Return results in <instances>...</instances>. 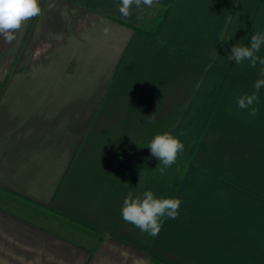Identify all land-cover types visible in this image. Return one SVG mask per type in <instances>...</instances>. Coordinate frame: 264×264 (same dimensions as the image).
<instances>
[{"label": "crops", "instance_id": "crops-1", "mask_svg": "<svg viewBox=\"0 0 264 264\" xmlns=\"http://www.w3.org/2000/svg\"><path fill=\"white\" fill-rule=\"evenodd\" d=\"M40 6L0 37V264H264V87L237 105L264 65L227 59L264 0ZM164 132L185 147L161 175ZM145 191L182 201L156 237L121 214Z\"/></svg>", "mask_w": 264, "mask_h": 264}, {"label": "clouds", "instance_id": "clouds-1", "mask_svg": "<svg viewBox=\"0 0 264 264\" xmlns=\"http://www.w3.org/2000/svg\"><path fill=\"white\" fill-rule=\"evenodd\" d=\"M154 2L158 3V0H119L118 11L122 17L128 18L132 15L133 8L139 10L142 7H152ZM41 14L40 0H0V37L4 43L11 44L16 39V32L29 20ZM102 31L107 36L110 29L106 26ZM262 46L264 33L257 31L251 36L249 46L233 44L227 59L241 66L248 61L249 67L256 68L257 63L264 65V58L257 55ZM260 76L264 77V68H261ZM253 87L251 94L237 98V105L241 109H250L249 115L255 117L258 112L255 105L259 101L258 93L264 87V78L257 79ZM147 147L151 155L160 161L159 171L163 175L176 163L185 146L179 138L164 132L157 134ZM181 203V199L177 197L157 198L152 191H145L142 197L135 198L129 192L123 200L121 214L125 222L151 237H156L161 231L163 219L177 218Z\"/></svg>", "mask_w": 264, "mask_h": 264}, {"label": "trees", "instance_id": "trees-1", "mask_svg": "<svg viewBox=\"0 0 264 264\" xmlns=\"http://www.w3.org/2000/svg\"><path fill=\"white\" fill-rule=\"evenodd\" d=\"M166 14H167V10H165L163 12V15L161 18H158V21H157V24L154 28V33H152V37L156 38V34L160 31L162 25H163V22L165 20V17H166Z\"/></svg>", "mask_w": 264, "mask_h": 264}]
</instances>
